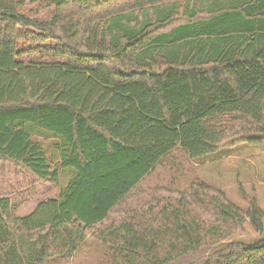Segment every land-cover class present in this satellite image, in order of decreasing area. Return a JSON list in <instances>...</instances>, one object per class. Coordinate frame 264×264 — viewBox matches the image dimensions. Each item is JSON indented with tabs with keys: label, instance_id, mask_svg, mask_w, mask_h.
<instances>
[{
	"label": "trees",
	"instance_id": "1",
	"mask_svg": "<svg viewBox=\"0 0 264 264\" xmlns=\"http://www.w3.org/2000/svg\"><path fill=\"white\" fill-rule=\"evenodd\" d=\"M23 1L0 0L1 172L58 192L24 215L0 197V230L35 240L27 264L72 258L91 230L98 264H264V238L214 250L248 218L264 231L255 198L243 211L184 174L142 188L179 174V152L264 148V0H30L44 20ZM28 124L62 142L60 163Z\"/></svg>",
	"mask_w": 264,
	"mask_h": 264
},
{
	"label": "rangeland",
	"instance_id": "2",
	"mask_svg": "<svg viewBox=\"0 0 264 264\" xmlns=\"http://www.w3.org/2000/svg\"><path fill=\"white\" fill-rule=\"evenodd\" d=\"M23 2L24 12L40 20L46 18L48 9L44 5H35L30 3V0ZM195 3L198 1H180L181 11L184 7H192ZM204 4L205 7H209L212 5V1ZM26 129L34 140L43 144L53 166L61 162L62 158L58 149L60 147H57V144L62 145V142L59 139L44 133L33 124H28ZM174 156L176 160L173 164L180 169V173L178 174L174 170L170 174L169 169L161 170L153 176L152 180L143 184V190H152L156 182L169 183L171 175L179 178L180 174H184L187 179L189 176L195 175L214 188L224 191L227 198L243 211L248 209L245 195L255 198L264 211V148L239 144L232 148H223L215 155L199 159L188 158L180 152ZM1 165L0 163V197L5 196L14 199V204L20 206L16 209L15 215L27 214L33 205L57 196L58 192L48 184L33 182L28 178L19 177L21 178L19 179L16 176L15 168L12 166H7L5 174H3ZM75 173L73 169L61 171L60 184L62 190L68 186ZM7 226L11 225L8 224ZM92 232L91 230L86 233L85 240L72 258L49 259L44 264H98L102 258L103 249L101 244L92 237ZM262 238H264V231L262 233L257 232L248 218L235 235L217 245L214 250L222 249L233 241L251 244ZM0 242L4 243H2L4 251H0V264H4L1 254L5 252H7L8 258L13 257L11 264H27L33 258L31 245L34 244V239H30L22 245V239L18 232L3 228L0 230Z\"/></svg>",
	"mask_w": 264,
	"mask_h": 264
}]
</instances>
